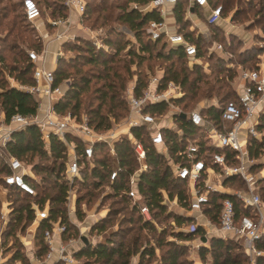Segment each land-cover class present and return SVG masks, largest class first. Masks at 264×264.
<instances>
[{
  "label": "trees",
  "instance_id": "obj_1",
  "mask_svg": "<svg viewBox=\"0 0 264 264\" xmlns=\"http://www.w3.org/2000/svg\"><path fill=\"white\" fill-rule=\"evenodd\" d=\"M35 1L39 8L43 5L45 10H49L50 17L67 15L63 0ZM149 1L85 0L83 23L92 29L101 28L105 32L102 38L104 47L96 48L84 36L63 44V48L75 50L76 55L67 58L59 57L53 73L54 86L64 81L68 82L61 99L55 105L58 113H71L78 120L82 119L81 116H85L88 125L95 131L103 133L112 129L116 122L127 117L129 107L125 91L129 82L134 83L133 94L137 96L146 86L149 77L160 73L161 87H164L168 81H173L180 86L182 95L172 99L171 102L180 106L182 112L188 113L197 106L200 99H206L201 103V107L197 108L204 118L214 124L219 123L222 107L229 100L237 98L235 87L232 89L230 87L233 79L232 71L224 66L226 59L211 54L205 58L207 60L215 58L216 70H213L212 81L207 79L211 77L202 70L201 65L185 67L183 64L187 58L180 47H166L149 38L146 32L148 22L161 19L159 13L154 10L141 11L140 6L144 7ZM210 2L221 5L223 12L234 10L232 20L249 8L254 13L253 24H257L264 32V0H258V5L253 4V0L244 1L246 7H243L242 0H210ZM112 10H115V13L112 14ZM185 11L183 2H178L173 7L174 19L179 25L177 31L183 33L196 45L200 58L204 57V41L200 33L189 30L190 25L186 27L189 21L185 20ZM194 11L201 13V9L194 8ZM114 22L124 25L132 33L133 39H126L121 31L113 27ZM31 23L23 13L22 0H0V112L5 123L9 122L14 114L31 116L37 111L36 99L29 92L10 85L7 79L12 77L20 85L34 83L32 78L34 64L29 60L27 50L40 51L42 41ZM25 43L29 46H23ZM254 56L248 55L249 58ZM246 61L242 60L239 64H245ZM223 71L226 74L219 77ZM213 100L217 103L216 107L210 104ZM147 110L162 116L169 111V106L166 102H159L149 105ZM174 118L183 134L178 136L173 129L162 128L168 157L151 143L145 127H133L130 130L146 151V170L139 173L137 180L136 190L140 198L137 203H133L126 194L129 188V177L139 167L127 135L121 136L114 143L119 171L113 181L109 180L112 157L109 155L107 146L99 142L94 146L92 165L87 164V167L81 170V179H74L71 182L65 175L68 160L67 147L60 139L51 136L46 143L37 127L33 125L14 132L3 155L8 152L30 167L36 179L28 180L35 189L36 195L31 196L14 187L4 186L2 175L7 173L8 169L4 156L0 155V186L8 190L7 198L10 208L2 236L13 237L16 226L23 229L24 222L29 224L34 219L33 203L39 209L47 208L48 217L39 221L35 236L38 246L35 256L42 258L47 252L43 231L51 227L52 221H58L64 225L65 230L61 234L63 241L77 234L67 214L68 191L78 186V189L84 192L75 201L76 216L81 218L83 216L80 209L82 201L90 203L93 198L99 196L101 188L107 187L109 193L101 199H112L113 204H125L122 209L126 208L130 214L126 220L128 225L137 226L114 232L105 238V242H90L89 246L82 247L74 256L77 259L82 258L85 261L84 264H130L131 257L137 253L140 257L139 264L143 263L144 258H154L158 264H191L184 256L185 245L175 240L187 241L194 236H198L200 241L206 238V242H209L208 246L206 244L199 246L198 255L202 261L209 256L210 264H248L250 259L242 244L234 239L206 235L199 227L192 231L179 229L167 233L165 229L158 230L155 226L154 218L158 216L171 217L172 224L178 228L186 222H193L192 217L180 212H167V205L172 201L178 207H186L189 202L190 193L186 182L175 177L173 173V165L184 162L177 153L185 148L186 138L197 141L202 151H225L207 145L209 140L204 126H194L187 118H182L179 114H175ZM257 129L259 131L264 129V114L259 118ZM71 138L68 136L66 139L73 140ZM74 140L77 142V151L80 152V141L75 138ZM263 146L264 141L250 138L249 156L258 159L263 152ZM225 153L228 164H232L230 152L225 151ZM260 166V163H255L251 170ZM223 184L235 189L242 188L244 181L238 176H231L225 178ZM256 186L258 192L264 191V177L257 180ZM224 198H230L233 201L238 217L253 216L251 209L243 207L232 193H216L211 196L210 203L204 209L205 215L209 216L212 223L218 221L220 204ZM142 204L149 208L151 219H146L140 212ZM118 210V208H111L105 218H100L91 226L90 234L105 232L107 224L111 223L109 216L119 214ZM142 231L153 235L154 246L148 245V237L145 235L143 237L140 234ZM168 236L174 240L167 239ZM144 241L147 243L142 247ZM15 245L16 243L13 246ZM140 247H142L141 250ZM256 247L264 251V235L257 240ZM156 249L161 252L158 258L155 255ZM25 259L24 253L16 249L8 262L9 264L24 263ZM253 264H264V255L255 256Z\"/></svg>",
  "mask_w": 264,
  "mask_h": 264
},
{
  "label": "built area",
  "instance_id": "obj_2",
  "mask_svg": "<svg viewBox=\"0 0 264 264\" xmlns=\"http://www.w3.org/2000/svg\"><path fill=\"white\" fill-rule=\"evenodd\" d=\"M178 2L184 3L186 9L184 17L190 23L195 24V20L198 19V12H195L194 8L207 10L204 21L208 26L217 25L223 20L222 6L212 4L210 0H150L141 9V11L154 10L161 17L159 21L150 20L146 27V32L152 41H158L166 47H180L192 65H200L201 61L196 45L187 39L183 33L177 31L175 19L173 26H169L167 23L168 15L171 14L174 17L173 7ZM63 4L68 10V14L48 18L47 24L53 28V31L46 30L43 34H39L43 41L41 50H27V56L34 64L32 70L34 83L32 85L18 84L19 89L29 92L36 99L38 103L37 111L31 116L14 114L7 123L3 121V117H0V155H3L14 132L33 125L37 127L45 142H48L50 137L54 136L66 145L68 160L65 175L71 182L74 179H81L80 163L88 162L90 166L92 165L95 143H104L108 148L109 155L112 157V170L109 174V180L113 181L119 171L114 143L121 137L120 134L125 133H114L111 129L99 133L88 125L86 118L78 120L71 113L60 114L55 110V105L61 99L64 87L68 84L64 81L62 84L53 85V73L58 58L64 57L63 43L73 41L79 37L74 28L82 30L86 38L96 48L104 47L102 38L105 35L101 28L92 29L84 25L82 17L85 12V0H63ZM22 8L28 21L34 22L41 18V10L35 0H22ZM71 12L78 16L77 23L72 21ZM200 14L203 15V13ZM194 17H197V19ZM192 23L189 27L190 31L195 30V25ZM53 42L58 43V48L53 56L54 67L52 68L47 65L50 54L49 46ZM214 46L209 49V52L222 48L219 43ZM238 81L237 86H235L237 98L236 100H229L222 107L219 123L217 124L204 118L199 109L184 113L178 106L174 105L171 101L182 95L181 88L173 81H168L164 87H161L160 73L150 76L146 86L137 96L133 94L134 83L131 81L125 91L129 107L125 135L131 143L133 155L139 167L129 177V188L126 194L132 199L133 203L140 200L136 190L137 180L139 173L146 170L145 148L139 140L133 137L130 132L131 128L145 127L149 133L151 143L168 157L162 128H171L178 136H181L183 132L178 127L174 115L184 113L185 118L192 125L206 128L205 133L209 140L207 145L229 151V157L233 160L232 164H228L225 151H202L201 145L197 141L194 142L195 140L192 141L191 138H186L185 148L177 153L184 162L172 165L175 177L186 182L189 188L190 198L187 206L178 207L180 213L193 218V222L187 230L192 231L198 225H201L207 229V234L234 239L242 244L250 259L248 264H253L255 256L264 255V251L256 247L257 240L264 235V204L257 192L256 182L264 174L257 175L251 170L256 159L249 156L248 141L250 138L261 140V137H264V130L259 131L257 129L259 118L264 114V71H242L239 74ZM159 102L168 104V114L158 116L147 110L149 105ZM210 104L217 106L216 101ZM161 121L167 123L162 124ZM68 136L72 137L73 140L68 141L66 139ZM74 138L80 141V152L77 151ZM3 156L8 169V172L2 175L4 186L14 187L31 196L36 195L35 189L28 180L29 178L36 179L30 167L8 152ZM231 176L240 177L247 188L231 191L228 186L223 184L224 179ZM0 187L3 191L7 190L3 186ZM216 193H232L243 207L251 209L253 216L243 215L238 217L233 201L230 198H224L220 204L217 223H212L209 219L198 221V218L200 219L201 216L205 215L204 209L210 203L211 196ZM70 200V191H68L67 201ZM33 208L35 210V221L48 217L47 208L39 209L35 203H33ZM9 211V205L5 202V205L1 206L0 209L1 225L7 221ZM140 212L146 219H151L150 210L145 204L140 205ZM64 230V225L58 221H52L51 227L43 231L47 252L43 255L41 261H51L53 251L56 250L57 257L53 261L54 264H80L74 256L75 253H68L64 244L60 243L55 248L54 235L61 236Z\"/></svg>",
  "mask_w": 264,
  "mask_h": 264
},
{
  "label": "rangeland",
  "instance_id": "obj_3",
  "mask_svg": "<svg viewBox=\"0 0 264 264\" xmlns=\"http://www.w3.org/2000/svg\"><path fill=\"white\" fill-rule=\"evenodd\" d=\"M50 1H55V0H50ZM109 1H116V0H109ZM121 1V0H120ZM243 1V7H246L247 5L244 3V1H249V0H242ZM258 0H253V4H257ZM142 9L143 6H140ZM41 9V18L43 20L52 18L50 17L49 10H45L43 5H40ZM246 9V8H245ZM107 12V11H106ZM112 14L113 12L115 13V10L111 11ZM234 10H227L223 12V20L215 25V26H206L205 30H207V34L204 32L201 34L202 40L204 41L203 49L205 50L203 56L200 58L201 61V67L202 70L207 73L209 81H212V76L214 75L213 70H216L214 63H215V58L212 60H207L205 59L209 54L215 55V56H221L224 59L225 62V67H229L232 71V77L233 79L230 82V87L231 89L236 86V83L238 81V75L242 71L250 70V71H264V32L260 29V27L257 24H253L254 22V13L253 11H250L249 8H247V11L243 12L241 15L237 16L236 19L232 20ZM197 23H192L195 25V31L198 33L199 31V25L201 26L202 24L199 23V20H202L203 17L201 16L200 13H197ZM55 18V17H54ZM188 22L186 27L191 24ZM34 26V23H31ZM113 27L117 28L119 31H121L126 39H131V34H129L128 29L125 28L124 25L118 24L117 22H114ZM87 26V25H85ZM179 25L176 24V28H178ZM190 27V26H189ZM203 27V26H201ZM175 28V29H176ZM36 31V30H35ZM201 33V32H200ZM33 39V38H31ZM221 44L222 48L218 50H211L209 52V49H212V47H215V44ZM23 46L28 47L29 44L25 43ZM64 57H70L76 55V51L73 49H63ZM248 55H255L254 57L249 58ZM246 61L245 64H239L241 61ZM178 63V62H176ZM158 64V62L156 63ZM185 67L192 68L194 65L191 64V62L187 59H185L184 64ZM214 67V68H213ZM158 72V71H157ZM160 72V70H159ZM226 72L223 71L219 77H222L225 75ZM10 85L12 84V80H14L12 77H7ZM131 82H129L130 84ZM128 84V85H129ZM223 91H225L223 89ZM205 100H201L197 103V106H195L194 109H198L201 107V103H203ZM215 101V100H213ZM180 106H178L179 108ZM198 107V108H197ZM171 109V108H170ZM181 109V108H179ZM171 111V110H170ZM169 111L166 113L168 114ZM165 114V115H166ZM0 117H2V113L0 112ZM82 118H85V116H81ZM168 125V124H167ZM127 130V119H121L116 124L113 125L111 131L114 133H125L126 134ZM264 130V129H263ZM125 134H120V136H123ZM261 141H264V137H261ZM75 142V141H74ZM77 143V142H76ZM75 143V144H76ZM255 163H260V167L252 170L253 172L257 173V175H260L261 173H264V146H263V152L259 156L258 159L255 160ZM88 162L80 163L81 170L85 169L87 167ZM82 177V174L80 175ZM264 177V176H263ZM257 187V186H256ZM230 188V187H229ZM247 186L244 183V186L241 187H236L235 189L230 190H245ZM189 189V188H188ZM8 191V190H7ZM70 199L73 197L76 199L78 196L82 195L84 192L83 190H79L78 186H75L74 188L70 189ZM258 192V191H257ZM109 193V189L107 187L101 188V191L99 193V196L97 198H93V200L90 203H86V201H82L80 205V209L83 212V216L81 218L76 216V206L74 205V208L71 209V203L70 201H67V214L68 218L73 224V226L77 230V234H71L67 241L69 240H75L77 243L79 241L80 235H85L86 237V232L83 231V228L87 225L88 217L94 212H99L100 210H104L105 213L103 214L102 218H105L107 214L109 213V210L112 208H118L119 214L113 216H109L111 223L107 224V230L101 234H95L91 233L90 236L95 239L96 242L102 241L105 242V238L107 236H110L114 232H118L120 230L126 229L128 227H133L137 226L134 224L128 225L127 219L129 218L130 214L127 212V209L122 207L125 206V204H113L112 199H101L103 196H106ZM260 195V198L264 204V191L258 192ZM8 195V192H7ZM8 200V198H7ZM84 204V205H83ZM173 211L174 213L179 212L178 206L176 204L174 205L173 201L168 203L167 205V212ZM252 212V211H251ZM137 216L135 215V218ZM206 217V218H203ZM100 219V218H99ZM98 219V220H99ZM202 219V220H201ZM209 219V216L207 217L206 215H203L198 218V221H203V220ZM97 220V221H98ZM210 220V219H209ZM86 221V222H85ZM155 221V226L157 227L158 230L165 229L167 233H169L171 230H183L187 231V229L191 226L192 222H186L183 224L180 228L176 227V225L172 224V218H164L163 216H158L154 218ZM211 221V220H210ZM96 222V221H95ZM201 223V222H200ZM197 227L201 228L203 232L206 235L207 234V229H205L203 226L198 225ZM264 227V224H263ZM20 226H16L14 230V236L13 237H8L6 238L4 235L1 237V243H2V257L5 258L2 262V264H9V260L11 258V255L14 253L16 249H18L21 253H24L26 259L24 263L21 264H31L29 257L36 253L34 250L38 248L37 246V240H31L28 236L31 235V233L27 232L28 229V223H25V226L23 229H20ZM83 231V232H82ZM90 233V232H89ZM143 237L144 235L147 236V241L148 245H155L154 244V238L151 233H148L147 231H142L140 233ZM31 240L30 244L27 247H24L23 243H25L24 239ZM87 238V237H86ZM169 240H174L171 236H168ZM16 240V242L14 241ZM27 240V241H28ZM147 241H144L142 243L145 245ZM180 244L185 245V257L190 261L191 264H210V257L207 256L205 261H202L201 258L199 257V246L202 244H206V246L209 245V242L206 243H201L200 239L198 236H194L193 239L187 240V241H180V240H175ZM81 242V240H80ZM95 242V243H96ZM14 243H16L15 246ZM27 243V242H26ZM28 244V243H27ZM35 244V245H34ZM33 246V248H32ZM140 247L139 249L141 250ZM160 250L156 249L155 250V255L158 258L160 255ZM28 255V256H27ZM37 257V256H36ZM140 262V257L139 253L135 254L134 256L131 257L130 264H139ZM14 264H17L15 262ZM142 264H158L156 259H148L144 258Z\"/></svg>",
  "mask_w": 264,
  "mask_h": 264
},
{
  "label": "crops",
  "instance_id": "obj_4",
  "mask_svg": "<svg viewBox=\"0 0 264 264\" xmlns=\"http://www.w3.org/2000/svg\"><path fill=\"white\" fill-rule=\"evenodd\" d=\"M205 12H207V10L205 11L204 9H202L201 10V13H203V19L202 20H199V23L200 24H202L201 26H203V27H201L200 25H199V31H198V33H200V34H202L203 32L205 33V34H207L206 32H207V30H205V28H206V26H208V25H206V23H205V21H204V18H205ZM67 14H68V10H67ZM70 16H71V18H72V21L74 22V23H77V21H78V16L74 13V12H71L70 13ZM53 18V17H52ZM194 18H196L197 19V17H194ZM47 20L48 19H45V20H43L42 18H40V19H38V20H36V21H34V22H32V23H34V27H35V29H36V33L39 35V34H43L46 30H49L50 32L51 31H53V28H51V27H48V24H47ZM167 23L169 24V26H173L174 25V17L170 14V15H168V18H167ZM197 24V23H196ZM195 24V25H196ZM85 25V24H84ZM76 26H77V24H76ZM197 26V25H196ZM88 27V26H87ZM126 28V27H125ZM171 29H174L173 27H170ZM196 28V27H195ZM127 29V28H126ZM74 31L79 35V36H84V37H86V35H85V33L82 31V30H77V28H74ZM129 31V30H128ZM129 34H131V39H133V36H132V33L129 31ZM42 41V40H41ZM43 42V41H42ZM64 44V43H63ZM42 45H43V43H42ZM57 48H58V43H56V42H53V43H51L50 44V46H49V50H50V54H49V56H48V67H54V65H53V56L55 55V51L57 50ZM64 49V48H63ZM238 80H239V75H238ZM239 81H237V83H238ZM237 83H236V86H237ZM12 86H15V87H17L18 88V83L15 81V80H12V84H11ZM165 122L166 121H161V123L162 124H165ZM167 122H169V120H167ZM166 122V123H167ZM68 141H71V140H68ZM46 143H48V142H46ZM264 174V173H263ZM4 200H5V202L6 203H8V200H7V190L6 191H3V189H1V187H0V204H1V206L3 207V205H5V202H4ZM75 201H76V199L73 197L72 199H71V201H70V203H71V205H73V206H71V209H73L74 208V205H75ZM9 205V204H8ZM1 206H0V209H1ZM33 207V206H32ZM179 208H181V207H179ZM178 208V209H179ZM35 211V210H34ZM10 212V211H9ZM105 213V211L104 210H100L99 212H94V213H92L91 215H89V217H88V221H87V225L83 228V231H85L86 232V237H87V239H88V241L89 242H91V243H95L96 241H95V239L93 238V237H91L90 236V233H89V230H90V228H91V226L95 223V221H97L99 218H102V216H103V214ZM9 214V213H8ZM7 219H8V216H7ZM86 222V221H85ZM23 224H25V222L23 223ZM38 225H39V221H35V216H34V219L33 220H31L30 222H29V224H28V229H27V232L28 233H31V235L30 236H28L31 240H36V238H35V236H36V231H37V227H38ZM5 226H6V222L3 224V225H1V223H0V264H2V262H3V260L5 259V258H3L2 257V250H1V247H2V243H1V237H2V233H3V231L5 230ZM21 229V228H20ZM82 231V232H83ZM85 236V235H84ZM25 240V243H23V245H24V247H27L29 244H30V241L31 240H28V239H24ZM28 240V241H27ZM28 244H27V243ZM60 243H62V244H64L65 246H66V250H67V252L68 253H70V254H72V253H76L78 250H80L82 247H83V243H82V241L80 242V241H78V243L75 241V240H69V241H63L62 239H61V236L60 235H58V234H55L54 235V245H55V248L57 247V246H59V244ZM35 245V244H34ZM32 248H33V246H32ZM36 253H37V251H38V248L37 249H35L34 250ZM36 253H34L33 255H31V256H28L29 257V260H30V262H31V264H54V260L56 259V257H57V252H56V250L55 251H53V254H52V256H53V258H52V260L51 261H46V262H44V261H41L42 260V258H38V257H36L35 256V254ZM77 259V258H76ZM78 261H79V263L80 264H84V260L82 259V258H80V259H77ZM17 264H21L20 262H17Z\"/></svg>",
  "mask_w": 264,
  "mask_h": 264
},
{
  "label": "water",
  "instance_id": "obj_5",
  "mask_svg": "<svg viewBox=\"0 0 264 264\" xmlns=\"http://www.w3.org/2000/svg\"><path fill=\"white\" fill-rule=\"evenodd\" d=\"M182 118H185L186 117V115L184 114V113H182L181 115H180ZM206 238H202V242L203 243H205L206 242ZM81 241H82V243H83V247H85V246H89L91 243L88 241V239L84 236V235H82L81 236Z\"/></svg>",
  "mask_w": 264,
  "mask_h": 264
}]
</instances>
